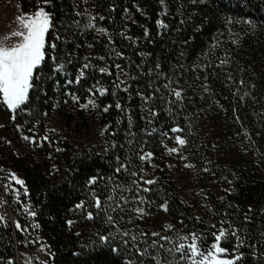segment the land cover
<instances>
[{"label":"trees","instance_id":"obj_1","mask_svg":"<svg viewBox=\"0 0 264 264\" xmlns=\"http://www.w3.org/2000/svg\"><path fill=\"white\" fill-rule=\"evenodd\" d=\"M18 2L48 28L24 102L0 92V173L24 185L6 204L0 187V264L38 239L45 264H200L191 239L264 264V0ZM56 107L67 137L47 126Z\"/></svg>","mask_w":264,"mask_h":264},{"label":"rangeland","instance_id":"obj_2","mask_svg":"<svg viewBox=\"0 0 264 264\" xmlns=\"http://www.w3.org/2000/svg\"><path fill=\"white\" fill-rule=\"evenodd\" d=\"M0 8L7 9L17 15L22 26L17 37L11 36L5 41H0V92L3 102L10 110H13L24 102L23 100L30 87L29 81L32 70L42 59L43 39L48 28V18L46 11L42 8L35 11L22 10L18 0H0ZM125 79L124 72H121L120 82H124ZM62 123L61 115L56 107L48 119L47 126L49 129L55 130L56 133H62L61 135L66 136ZM96 137L97 131L92 127L80 134L72 132L71 139L75 140L77 145L87 146L94 143ZM167 139V151L170 157L168 161L169 171L179 180V185L182 187L186 199L193 198L200 190L195 179L196 172L186 162L179 149L183 143L182 137L179 135V128H173L172 135L167 136ZM3 175L0 173V187L3 193V202L6 204L8 190L15 187V185L24 189V185L23 178L15 172L10 173L5 178L6 180H3ZM10 183H13V185L11 186ZM197 216H199V213ZM189 246L193 261L200 264L233 263V258L229 257L226 250L219 245V240L211 243L207 249L198 246L196 239H191ZM36 259L40 261L39 264L48 263L50 259L48 246L40 239L37 240L30 252L23 255L17 252L15 264H38Z\"/></svg>","mask_w":264,"mask_h":264},{"label":"bare ground","instance_id":"obj_3","mask_svg":"<svg viewBox=\"0 0 264 264\" xmlns=\"http://www.w3.org/2000/svg\"><path fill=\"white\" fill-rule=\"evenodd\" d=\"M21 27L17 15L7 9L0 8V41H5L11 36L17 37Z\"/></svg>","mask_w":264,"mask_h":264}]
</instances>
